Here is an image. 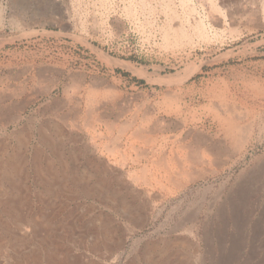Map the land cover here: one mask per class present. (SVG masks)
<instances>
[{"label": "rangeland", "instance_id": "374dc122", "mask_svg": "<svg viewBox=\"0 0 264 264\" xmlns=\"http://www.w3.org/2000/svg\"><path fill=\"white\" fill-rule=\"evenodd\" d=\"M0 264H264V0H0Z\"/></svg>", "mask_w": 264, "mask_h": 264}, {"label": "bare ground", "instance_id": "6f19581e", "mask_svg": "<svg viewBox=\"0 0 264 264\" xmlns=\"http://www.w3.org/2000/svg\"><path fill=\"white\" fill-rule=\"evenodd\" d=\"M242 4V3H241ZM262 10V9H261ZM256 18V17H255ZM234 20V19H233ZM98 97V96H97ZM99 118V117H98ZM102 120V119H101ZM106 122V121H105ZM112 126H113V124H112ZM109 127H111V126H109ZM154 127V126H153ZM108 130V129H107ZM200 157V156H199ZM211 164V163H210ZM173 179V178H172ZM166 180V179H165ZM171 180V179H170ZM169 181V180H168ZM163 187H164V185H163ZM224 228V227H223Z\"/></svg>", "mask_w": 264, "mask_h": 264}]
</instances>
